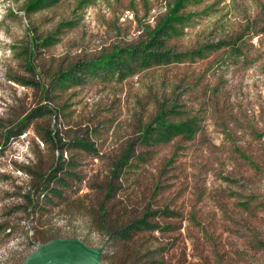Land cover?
<instances>
[{
	"label": "rangeland",
	"instance_id": "1",
	"mask_svg": "<svg viewBox=\"0 0 264 264\" xmlns=\"http://www.w3.org/2000/svg\"><path fill=\"white\" fill-rule=\"evenodd\" d=\"M32 1L0 0V264L54 239L264 264V0H185L160 32L178 0Z\"/></svg>",
	"mask_w": 264,
	"mask_h": 264
},
{
	"label": "water",
	"instance_id": "2",
	"mask_svg": "<svg viewBox=\"0 0 264 264\" xmlns=\"http://www.w3.org/2000/svg\"><path fill=\"white\" fill-rule=\"evenodd\" d=\"M100 254L76 239H54L41 244L22 264H101Z\"/></svg>",
	"mask_w": 264,
	"mask_h": 264
},
{
	"label": "trees",
	"instance_id": "3",
	"mask_svg": "<svg viewBox=\"0 0 264 264\" xmlns=\"http://www.w3.org/2000/svg\"><path fill=\"white\" fill-rule=\"evenodd\" d=\"M60 0H56L55 2H51L49 3V0H34L32 2L29 3V5L27 6L26 10L28 12V14H35L38 13L42 10H46L49 9L52 5H55L59 2ZM184 1L185 0H178L176 7L174 8V10H172V12H170V15L168 17H166L162 23L160 24V26L157 28V32H160L161 30H163L164 28L170 27L172 25V21H176L178 20L177 17V13H179V11L181 10V7H183L184 5ZM73 23H68L66 24V26L68 27H73L72 26ZM155 35H153L152 38H154ZM44 43L47 44L48 43V38L46 40H44ZM177 59V62H181L183 61L182 58H180V56H175ZM112 64V59L110 58H105V60H103V62H99L95 65H93L91 68H93L94 66H101V67H106L107 65H111ZM71 74L67 73L62 75V80H61V85H63V89H67V87H69V83H71L72 78L70 77ZM165 128H171L170 132L173 134V136H178L184 133V128H185V124H177L174 126H166ZM49 242V241H48ZM47 243V242H46Z\"/></svg>",
	"mask_w": 264,
	"mask_h": 264
}]
</instances>
